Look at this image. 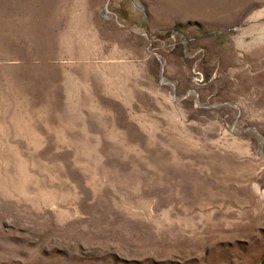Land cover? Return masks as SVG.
<instances>
[{"label": "rangeland", "instance_id": "obj_1", "mask_svg": "<svg viewBox=\"0 0 264 264\" xmlns=\"http://www.w3.org/2000/svg\"><path fill=\"white\" fill-rule=\"evenodd\" d=\"M264 260V0H0V264Z\"/></svg>", "mask_w": 264, "mask_h": 264}, {"label": "water", "instance_id": "obj_2", "mask_svg": "<svg viewBox=\"0 0 264 264\" xmlns=\"http://www.w3.org/2000/svg\"><path fill=\"white\" fill-rule=\"evenodd\" d=\"M259 264H264V260L262 262H260Z\"/></svg>", "mask_w": 264, "mask_h": 264}]
</instances>
